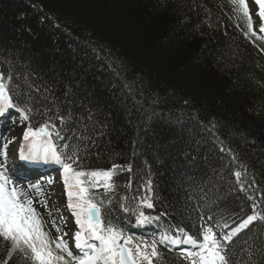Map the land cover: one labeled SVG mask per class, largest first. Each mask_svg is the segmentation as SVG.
Instances as JSON below:
<instances>
[{"label": "trees", "instance_id": "1", "mask_svg": "<svg viewBox=\"0 0 264 264\" xmlns=\"http://www.w3.org/2000/svg\"><path fill=\"white\" fill-rule=\"evenodd\" d=\"M0 72L27 127L58 125V152L120 166L115 191L93 190L112 211L148 195L167 231L194 235L213 209L255 215L230 255L264 264V40L230 0H0ZM8 250L0 264H23Z\"/></svg>", "mask_w": 264, "mask_h": 264}, {"label": "snow or ice", "instance_id": "2", "mask_svg": "<svg viewBox=\"0 0 264 264\" xmlns=\"http://www.w3.org/2000/svg\"><path fill=\"white\" fill-rule=\"evenodd\" d=\"M236 10L242 12L249 30L255 35L250 10L246 0H230ZM259 5V16L262 23L260 31L264 32V0H256ZM13 77L0 72V115L22 103L12 90ZM129 87V85H125ZM23 119L29 120L30 108H20ZM56 119L63 124L65 117ZM53 135L59 137L58 125L51 119L33 128L27 127L23 140L30 142L29 154L21 152L24 160L55 162L63 169V183L66 187L68 207L72 210L78 230L74 234V255L63 237L53 240L45 230L40 213L34 207L33 199L22 189L11 183L5 172L0 168V240L8 245V256L20 252L32 264H154L160 257L158 243L136 240L125 233L123 228L113 223L102 212L104 201L97 199L93 190L102 188L105 193L115 191L114 176L118 165L109 169L86 170L79 168L81 157L78 152L62 154L53 143ZM76 164L77 167H73ZM131 172V167L125 169ZM233 175L237 180L241 172ZM39 190V186H35ZM151 192V181L145 186ZM126 199V198H125ZM155 204L151 196L140 198L136 207L129 209L123 206V211L135 216L137 225L143 226L160 219L152 217L144 209H153ZM108 211V210H105ZM211 219V217H209ZM257 220L255 215L248 216L231 234L218 238L212 227H203L202 234H190L186 229L177 227L173 235L167 233L161 242L170 241L172 244L187 243L194 246L196 251H186L185 257L190 264H233L229 245L232 236L246 229ZM59 231V228H57ZM67 235V233H65Z\"/></svg>", "mask_w": 264, "mask_h": 264}, {"label": "rangeland", "instance_id": "3", "mask_svg": "<svg viewBox=\"0 0 264 264\" xmlns=\"http://www.w3.org/2000/svg\"><path fill=\"white\" fill-rule=\"evenodd\" d=\"M246 3L250 10L251 18L254 22V27L256 31L264 36V32L260 31L262 20L261 17L259 16V11H260L259 5L256 3V0H246ZM4 123L8 133H10V135L8 136L9 137L8 141H14V143L17 142V144H15L13 148H16V150H21L20 146L22 144L26 145V142L23 140V134L26 128L19 127L14 129L9 119ZM1 140L3 141V139ZM25 148L24 151L26 152ZM2 162H6V161L3 160ZM12 164H13L12 162H9L7 167L2 169L7 177L8 174L11 173V169L15 167ZM47 175H49V173ZM51 181H53L52 184L53 187L51 190L52 193H50L48 188H42L40 191H37L38 189H36L37 187L35 186L28 188L26 187L27 184H16V182H13V184L17 188L20 187V189H22L24 192L28 194L29 198L33 199L34 203L36 204V206L34 207L36 208L37 212L40 213L44 227H46L45 230L49 233L50 237L53 236V231H57V228H59V230L60 228L64 230L60 220L58 221L57 219H60V216L65 217L64 215L68 214L66 206L64 207V205L66 204V196H65L66 189L63 188L61 179L55 178ZM66 224L67 227L70 228V226L72 225V221L70 220V222H67ZM49 225H52V227H50ZM71 239H72V233L70 232L67 235V237L64 238V241H66L67 244L70 245Z\"/></svg>", "mask_w": 264, "mask_h": 264}]
</instances>
